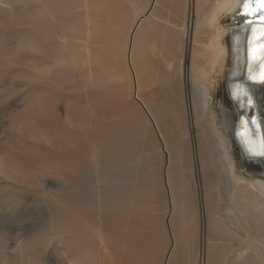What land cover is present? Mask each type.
<instances>
[{
  "label": "rangeland",
  "instance_id": "374dc122",
  "mask_svg": "<svg viewBox=\"0 0 264 264\" xmlns=\"http://www.w3.org/2000/svg\"><path fill=\"white\" fill-rule=\"evenodd\" d=\"M193 1L0 0V264H264Z\"/></svg>",
  "mask_w": 264,
  "mask_h": 264
},
{
  "label": "bare ground",
  "instance_id": "6f19581e",
  "mask_svg": "<svg viewBox=\"0 0 264 264\" xmlns=\"http://www.w3.org/2000/svg\"><path fill=\"white\" fill-rule=\"evenodd\" d=\"M156 3L158 0H152L150 7H154ZM195 3L194 0L193 4L195 5ZM244 3L245 0H216L211 11L207 14L206 19L210 24H216L218 16L223 13L229 14L230 22L224 27L215 26L214 32L209 33L211 36L206 44L209 69L200 67L197 70V77L201 79L210 77L213 81V89L218 86V81H226L231 105L226 107L225 112H228L232 117L230 138L235 139L240 148V154L249 161L248 171L259 177L255 183L259 191L264 194V166L258 165L264 161V155L261 154L264 151V106L261 103L264 95L258 90V85L263 83L260 80V75L264 72V58H261L262 54L259 52L254 58L252 53L253 48L264 44V38H256L259 35L258 30L264 27L259 23L258 16L264 15V12H258L255 17L246 16ZM253 5L255 6V0H253ZM142 20L143 17L138 18L130 30V65L131 51L137 42V34L141 30ZM249 20L252 23H249ZM253 29H257V31L254 33ZM207 95L206 91L202 93L203 102L207 101ZM136 97L138 98L137 95ZM199 105L202 106V103ZM215 105L217 106V104ZM143 106L147 110L144 104ZM149 116L151 117L150 114ZM221 137L220 140L225 145V141ZM225 152L232 160V154L227 150ZM169 256L170 251L164 257L163 264H168Z\"/></svg>",
  "mask_w": 264,
  "mask_h": 264
},
{
  "label": "snow or ice",
  "instance_id": "6c2138e0",
  "mask_svg": "<svg viewBox=\"0 0 264 264\" xmlns=\"http://www.w3.org/2000/svg\"><path fill=\"white\" fill-rule=\"evenodd\" d=\"M243 7L246 16L255 17L258 12H264V0H255V6L253 5V0H245ZM258 21L261 25H264V15L258 16ZM248 22L252 23L251 20ZM256 31L257 29H253L254 33ZM258 31L259 35L256 38H264V27H261ZM257 52L262 54L261 58H264V44H259L257 48H253L252 53L254 58L256 57ZM260 80L261 82H264V72L261 73ZM261 154L264 155V151H262Z\"/></svg>",
  "mask_w": 264,
  "mask_h": 264
},
{
  "label": "water",
  "instance_id": "95a60500",
  "mask_svg": "<svg viewBox=\"0 0 264 264\" xmlns=\"http://www.w3.org/2000/svg\"><path fill=\"white\" fill-rule=\"evenodd\" d=\"M258 90H259L260 92H262V94L264 95V82H263V83H260V84L258 85ZM262 94H261V95H262ZM261 103H262L263 106H264V99H262V102H261ZM233 141H234L235 146L238 147V149H239V151H240V148H239V146H238V144H237V142L235 141L234 138H233Z\"/></svg>",
  "mask_w": 264,
  "mask_h": 264
}]
</instances>
